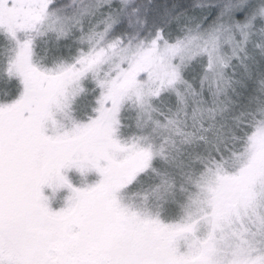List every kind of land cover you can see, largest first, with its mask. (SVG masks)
I'll use <instances>...</instances> for the list:
<instances>
[{"label":"rangeland","instance_id":"374dc122","mask_svg":"<svg viewBox=\"0 0 264 264\" xmlns=\"http://www.w3.org/2000/svg\"><path fill=\"white\" fill-rule=\"evenodd\" d=\"M110 1L70 5L67 0L53 9L52 0H0V113L23 101L24 95L17 97L14 91L17 81L25 83V58L37 71L59 74L67 65L68 70L76 62L85 65L90 55L105 51L93 67L60 84L46 109L44 129L59 148L44 162L39 177L41 216L28 215L15 201L3 210L0 199V264H108L85 246L84 232L69 217L78 194L105 169L113 171L105 202L142 248L181 264H264V119L234 163L227 164L202 156L225 149L219 122L213 121L204 136L201 128L185 126L189 123L184 119L177 124L165 116L166 102L181 114L190 103L200 106L203 97L197 90L214 89L219 98L228 97V64L258 39L257 57L264 49V24L256 29L258 20L264 22V0H223L179 15L167 37L157 39L146 74L123 86L102 120L132 53L133 27L147 30L162 23L168 12L144 3L127 18V0L108 11L110 3H102ZM45 4L46 12L41 10ZM90 9L91 17L82 19ZM94 19L102 22L90 30ZM37 20L36 30L22 34V27ZM119 29L129 31L121 41ZM42 57L51 64H39ZM184 74L208 86L183 84ZM222 105L221 100L216 103L218 115ZM63 143L65 151L76 148L60 167ZM70 169L69 178L60 173Z\"/></svg>","mask_w":264,"mask_h":264},{"label":"trees","instance_id":"16d2710c","mask_svg":"<svg viewBox=\"0 0 264 264\" xmlns=\"http://www.w3.org/2000/svg\"><path fill=\"white\" fill-rule=\"evenodd\" d=\"M66 1L52 0L51 8L54 9L64 2L67 4ZM68 1L71 5L72 2L81 0ZM222 1L148 0L145 2V0H127V7L130 9L129 12H126L127 18H129V15H131L135 8L140 9V7L144 6V3H152L156 6L161 5L165 7L163 10L166 9L168 12L166 17L163 18L162 23L150 24L147 26V30L142 29L137 24L133 27L131 36V41L133 42L132 53L130 54L129 60L125 62L122 77L118 79L117 85L112 90L109 100L106 99L107 102L102 113V120L108 113L109 107L123 86L132 78L146 74L147 65L155 51L154 48L157 39L161 36L167 37L166 34L175 26L179 15H183L185 12H194V8L200 6L216 5ZM122 2V0H112L102 4L110 3L109 7H106L110 11V8L120 9ZM104 7L102 5V11L105 10ZM101 8L99 7V9ZM42 9L46 12L48 10L47 5L45 4ZM91 11L90 9L82 15L84 16L82 19L87 20V18H90L91 16L89 14ZM196 11L198 12L197 9ZM102 15H105V13ZM101 22L102 20L98 21V19H94V27H89L90 30L96 29ZM124 22L125 20H122L120 25ZM263 24V21L258 20L256 29L259 30ZM37 27L38 20L35 23L31 22V24L28 22L27 25L22 27L21 32L23 34V32H29L31 29L36 30ZM185 30L182 31L181 36ZM128 32L126 33L119 29V40L124 39V36ZM262 32H264V27ZM260 40L255 41L252 48L249 46L244 48L242 53H240L241 56L239 57L240 54H238L228 64V97L224 93L227 98H224V96L219 98L217 94L215 95L216 92L214 89H205V94L204 91L199 92L197 90L199 96L203 97L200 106L196 107L190 103L183 110L184 114L179 113V109L170 107L167 102L165 104L168 110L165 114L167 116L166 118H171L177 124L180 123V120L184 119L183 121L185 123H189L185 126H191V129L195 131L201 128V134L204 136H206V128H209L213 124V121L219 122L220 125L217 129L222 140L225 141V149L222 152L210 150L203 152L202 155L207 158H213L212 162L214 163L224 162L223 160L227 161V164L234 163L236 154L246 147L256 125L264 119V49H261L260 57H257L258 55L254 51V47L260 45ZM30 46L31 40L28 35L24 40V52L27 56L30 53ZM111 46L109 47L110 51L114 50L111 49L113 48ZM74 50L75 48L72 47L71 54H73ZM102 53H105V51ZM102 53L96 52L90 55L88 57V63L85 65L71 61L73 64L76 62L72 69L68 70L71 66L67 65L66 67L64 65L66 68L61 71L62 73L59 72V74L49 73L47 70L44 71L43 68H39L37 71L30 66L29 58L24 59L22 73L25 77V83H19L17 81L14 91V95H18L17 97L24 95L23 101L22 103L20 102L21 104L19 103L20 105L17 108L0 113V199L3 202V210H8L10 206H14L15 201L20 208L24 207V212L28 215L36 216L35 219L41 216L42 209L37 197L39 177L42 173L44 162L59 148L57 141L51 138L52 134H49L50 131L47 132L44 129L46 109L56 88L65 80L77 76L86 69L93 67V63L98 58H103L104 55ZM49 60L40 58L41 62L39 64L48 66L52 62ZM57 65L60 66L63 64ZM183 78V84L191 83L194 85V88L199 87L201 84L208 86L209 83L194 81L192 75L184 74ZM219 100L226 104L222 105L220 115L216 113V109H218L216 103ZM166 108H163V111ZM102 120L96 126H101ZM96 128L100 133L99 129L101 127ZM208 136H210L209 133L207 134ZM69 142L70 140L66 143L69 144ZM66 143L61 145L62 150L60 152L62 154L58 156V159L60 157V162H58L60 167L64 162L70 160L69 157L71 158L73 156L76 148L74 146L69 152L65 151L63 145ZM89 153L96 155L91 148ZM2 158L5 160H2ZM92 158L93 162L96 163L95 156ZM99 165L101 164H95V166ZM70 171L72 169L64 172L60 171V173L69 178ZM109 171H106V169L104 171L101 170L98 177L93 180V184L81 190L84 192L78 194L77 199H75L74 208L69 212L72 223L78 228L81 227V230L84 232L85 246L91 252L100 254L108 264H181L175 263L164 254H160L152 248H142L141 245H138L133 240L130 233L114 218L105 202L104 196L113 174L112 170ZM24 212H22V215H24Z\"/></svg>","mask_w":264,"mask_h":264}]
</instances>
